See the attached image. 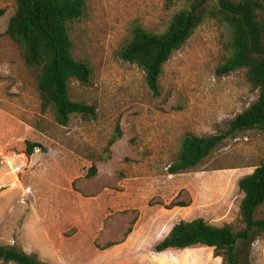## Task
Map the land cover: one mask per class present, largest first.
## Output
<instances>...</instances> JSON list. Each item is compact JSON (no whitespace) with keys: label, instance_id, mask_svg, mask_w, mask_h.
Segmentation results:
<instances>
[{"label":"rangeland","instance_id":"374dc122","mask_svg":"<svg viewBox=\"0 0 264 264\" xmlns=\"http://www.w3.org/2000/svg\"><path fill=\"white\" fill-rule=\"evenodd\" d=\"M181 7L86 0L68 32L73 58L91 76L70 81L68 94L95 113L72 116L63 127L42 113L36 78L6 35L15 1L0 0V245L41 264H223L203 246L154 247L181 221L243 227L237 185L264 162L263 133L240 132L196 168L167 171L186 133L220 134L258 97L245 70L216 73L227 55V28L205 20L164 65L157 97L144 73L117 56L134 26L161 32ZM26 142L40 145L32 159L24 155ZM10 166L21 168L19 183ZM22 189H30L24 203ZM255 218L264 219V206ZM250 264H264V234L252 245Z\"/></svg>","mask_w":264,"mask_h":264},{"label":"trees","instance_id":"16d2710c","mask_svg":"<svg viewBox=\"0 0 264 264\" xmlns=\"http://www.w3.org/2000/svg\"><path fill=\"white\" fill-rule=\"evenodd\" d=\"M14 1L16 9L8 21L6 35L21 49L24 64L36 78L42 113L51 112L55 122L63 127L72 116L92 117L93 106L74 102L68 94L70 81L88 83L91 76L90 67L73 58L68 32V25L82 17L86 0ZM168 3L175 6L181 3L182 7L163 31L134 26L117 53L120 60L144 73L145 84L154 97L159 95L164 65L207 19L223 24L228 33L227 55L216 69L217 75L245 70L247 82L258 92L256 101L235 116L222 133L183 136L177 159L167 168L169 175H177L196 168L225 140L240 132L264 134V0H168ZM119 138L117 132L110 144ZM35 149H40V145L26 142L24 155L32 156ZM237 186L243 195L239 204L241 230L212 226L200 218L181 221L155 245L154 252L203 246L212 249L215 257H221L223 264H250L252 245L264 234V219L255 218V212L264 206V162ZM8 263L41 264L35 256L15 246L0 245V264Z\"/></svg>","mask_w":264,"mask_h":264},{"label":"built area","instance_id":"2783aa9c","mask_svg":"<svg viewBox=\"0 0 264 264\" xmlns=\"http://www.w3.org/2000/svg\"><path fill=\"white\" fill-rule=\"evenodd\" d=\"M20 172H21L20 167H14L13 168L10 166V173L9 174H11L12 176L15 177L14 183H19L18 176H19ZM29 194H30V189H22V199L20 202L24 203Z\"/></svg>","mask_w":264,"mask_h":264},{"label":"crops","instance_id":"0c3cea01","mask_svg":"<svg viewBox=\"0 0 264 264\" xmlns=\"http://www.w3.org/2000/svg\"><path fill=\"white\" fill-rule=\"evenodd\" d=\"M21 156H24L23 154L21 155ZM34 157V154H33V156H31V159ZM3 246V245H2ZM7 246V245H6Z\"/></svg>","mask_w":264,"mask_h":264}]
</instances>
